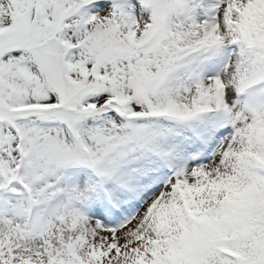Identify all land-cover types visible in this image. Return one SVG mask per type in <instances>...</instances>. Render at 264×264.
Wrapping results in <instances>:
<instances>
[{"label": "snow or ice", "instance_id": "1", "mask_svg": "<svg viewBox=\"0 0 264 264\" xmlns=\"http://www.w3.org/2000/svg\"><path fill=\"white\" fill-rule=\"evenodd\" d=\"M0 264H264V0H0Z\"/></svg>", "mask_w": 264, "mask_h": 264}]
</instances>
